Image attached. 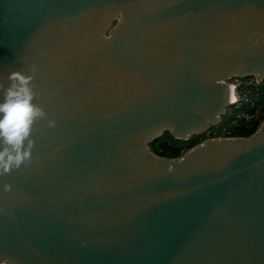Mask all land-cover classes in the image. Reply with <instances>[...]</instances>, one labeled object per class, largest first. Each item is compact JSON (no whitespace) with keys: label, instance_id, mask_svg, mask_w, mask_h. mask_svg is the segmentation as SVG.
Instances as JSON below:
<instances>
[{"label":"water","instance_id":"obj_1","mask_svg":"<svg viewBox=\"0 0 264 264\" xmlns=\"http://www.w3.org/2000/svg\"><path fill=\"white\" fill-rule=\"evenodd\" d=\"M14 70L56 123L0 176V264H264V122L151 147L219 124L227 80L263 81L264 0H0Z\"/></svg>","mask_w":264,"mask_h":264},{"label":"clouds","instance_id":"obj_2","mask_svg":"<svg viewBox=\"0 0 264 264\" xmlns=\"http://www.w3.org/2000/svg\"><path fill=\"white\" fill-rule=\"evenodd\" d=\"M7 79V86L0 82V176L10 175L31 161L37 123L47 120L49 127L56 123L47 119L46 110L36 102L32 74L14 70ZM10 189L11 185H5V190Z\"/></svg>","mask_w":264,"mask_h":264},{"label":"built area","instance_id":"obj_3","mask_svg":"<svg viewBox=\"0 0 264 264\" xmlns=\"http://www.w3.org/2000/svg\"><path fill=\"white\" fill-rule=\"evenodd\" d=\"M227 83L234 88L233 102L219 124L210 126L209 132L199 135L203 140L235 137L236 127L250 123L256 118L258 110L264 106V94L262 93L264 78L260 81L234 77L232 80H227Z\"/></svg>","mask_w":264,"mask_h":264},{"label":"trees","instance_id":"obj_4","mask_svg":"<svg viewBox=\"0 0 264 264\" xmlns=\"http://www.w3.org/2000/svg\"><path fill=\"white\" fill-rule=\"evenodd\" d=\"M262 110L263 112L259 119L252 120V122L248 124L236 127L234 136H249L256 132L260 127V122L264 120V107ZM186 141L188 140L176 139L169 132H165L161 137L157 138L151 143V147L155 153L161 156L179 157L181 155L182 145L186 143ZM198 143L199 142L192 144L190 148Z\"/></svg>","mask_w":264,"mask_h":264},{"label":"rangeland","instance_id":"obj_5","mask_svg":"<svg viewBox=\"0 0 264 264\" xmlns=\"http://www.w3.org/2000/svg\"><path fill=\"white\" fill-rule=\"evenodd\" d=\"M262 93L264 94V87L262 88ZM264 107V106H263ZM262 107V108H263ZM262 108L261 109H259L258 110V113H257V116H256V118H254L253 120H257V119H259L260 118V116H261V114H262V112H263V110H262ZM223 122H225V121H223ZM250 122H252V120L250 121ZM263 122H264V120H262L261 122H260V127H261V125L263 124ZM226 123V122H225ZM235 128V127H234ZM202 141H204L203 140V138L201 137V136H194V137H192V139H190L189 141H186V143H184L183 145H182V148H181V154L182 153H184V152H186L187 150H189L190 149V146L192 145V144H194V143H197V142H202Z\"/></svg>","mask_w":264,"mask_h":264}]
</instances>
